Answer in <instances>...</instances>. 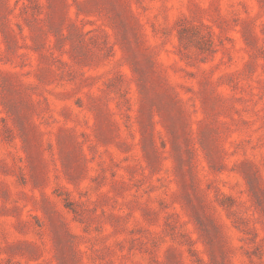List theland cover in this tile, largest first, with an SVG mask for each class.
Listing matches in <instances>:
<instances>
[{
	"label": "rangeland",
	"instance_id": "374dc122",
	"mask_svg": "<svg viewBox=\"0 0 264 264\" xmlns=\"http://www.w3.org/2000/svg\"><path fill=\"white\" fill-rule=\"evenodd\" d=\"M0 264H264V0H0Z\"/></svg>",
	"mask_w": 264,
	"mask_h": 264
}]
</instances>
